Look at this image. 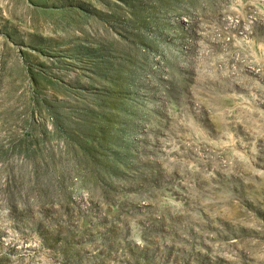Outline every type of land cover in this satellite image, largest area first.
<instances>
[{"label":"rangeland","instance_id":"rangeland-1","mask_svg":"<svg viewBox=\"0 0 264 264\" xmlns=\"http://www.w3.org/2000/svg\"><path fill=\"white\" fill-rule=\"evenodd\" d=\"M0 264H264V0H0Z\"/></svg>","mask_w":264,"mask_h":264}]
</instances>
